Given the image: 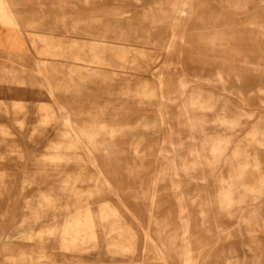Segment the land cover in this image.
I'll return each mask as SVG.
<instances>
[{
    "label": "rangeland",
    "instance_id": "rangeland-1",
    "mask_svg": "<svg viewBox=\"0 0 264 264\" xmlns=\"http://www.w3.org/2000/svg\"><path fill=\"white\" fill-rule=\"evenodd\" d=\"M172 1L12 0L21 25L15 44L8 39L10 28L0 24V264L21 252L30 256L29 264H162L153 259L146 236L148 231L156 237L157 225L173 243L170 264H185V244L192 250L189 264H212L214 254L230 245L242 249L238 260L247 264L252 254L245 244L253 238L261 243L264 262V186L256 198L237 195L229 210L218 197L221 178L234 173L245 154L264 162V144L251 137L264 121V0H201L195 15L182 16L183 39L171 36ZM215 31L226 35L213 42ZM37 34L61 44L77 39L144 47L145 67L151 65L139 74L129 64L131 53L120 68L43 57V43H33ZM147 34L160 42L152 45ZM45 59L52 72L60 71L51 77L54 94L39 74ZM78 66V76L88 78L62 87L68 67ZM144 81L155 96L141 99ZM168 91L171 101L161 98ZM192 91L207 104L195 112L203 121L198 128L180 116ZM14 103L27 109L13 113ZM43 106L51 108L49 122L37 118ZM89 112L107 126L99 141L110 160L111 186L93 163L102 154L53 147L69 140L67 115L75 126ZM209 138L225 140L222 154L202 147ZM59 155L65 159H49ZM184 162L195 164L185 169ZM247 175L258 171L251 168ZM66 180L84 193L79 203L63 191ZM85 204L96 214L103 206L115 213L98 228L99 239L77 252L81 258L69 260L60 248L64 223ZM40 255L44 260L38 262Z\"/></svg>",
    "mask_w": 264,
    "mask_h": 264
},
{
    "label": "bare ground",
    "instance_id": "bare-ground-1",
    "mask_svg": "<svg viewBox=\"0 0 264 264\" xmlns=\"http://www.w3.org/2000/svg\"><path fill=\"white\" fill-rule=\"evenodd\" d=\"M201 0H174L170 2L171 10L175 14L173 16V24H172V34L171 36L178 37L179 39H183L186 34V26L185 24L180 25V21L182 20V16H190L191 14L195 15L197 4ZM198 18V16H196ZM0 24L2 26L10 28L9 31V40L14 44L18 41L17 33L21 31V25L19 23V19L15 10L13 9L12 0H0ZM180 29V30H179ZM216 33L213 35V42L216 41V38H221L225 36L226 33L222 31H215ZM88 36L91 35L90 32L87 33ZM152 34H147L149 39L151 40L152 45L158 44V41L151 36ZM207 36H202V40L207 44L205 40ZM215 37V38H214ZM211 38V37H210ZM35 39L39 40L43 43L42 49L39 51V54L43 57H52L58 58L60 60L65 61H74L80 67L84 64H96L97 66H108V67H122L121 61H127L129 54L130 56L129 64L134 66H138V73L146 74L148 72L149 65L147 63V53L142 49L144 47H137V46H121L117 45V47H111L109 44L98 46L97 44H89L84 41H80L77 39L66 41V43L56 42L55 39L52 37H47L45 35L37 34L36 37L33 39V43H35ZM212 39H208V46ZM116 48L118 51L117 53L113 52V49ZM88 54L90 57L88 58ZM119 61H115V59ZM44 62L39 67V74L42 75L50 85V91L53 93L55 88L52 83L51 77L55 74V78L60 73L59 69L52 72L50 67L47 66L46 59L43 60ZM141 65V66H140ZM144 65V66H143ZM187 68V64H185ZM70 68L68 67V71L63 74L61 78L62 87L66 86H76L83 82V79L87 77H80L78 74L82 73L80 71V67ZM66 67V66H63ZM62 67V68H63ZM146 68V71L143 68ZM189 68V67H188ZM56 69V68H54ZM151 70V69H150ZM149 70V71H150ZM154 73V72H153ZM152 75L156 76V73ZM77 74V75H76ZM219 78L222 79V76L219 74ZM58 80V79H57ZM66 85V86H65ZM159 85L161 89L164 86V82L162 79L159 80ZM186 85L185 81H180V86L184 87ZM67 88L66 90H68ZM0 90L1 87H0ZM1 92V91H0ZM173 92L168 91L167 96L162 94L161 98H167L169 101L172 100L171 94ZM54 94V93H53ZM139 96L141 99L151 98L155 96L154 88L149 84L148 81H144L141 85ZM186 105L182 108V112L180 116H185L189 119L191 128H198L201 126L202 119L200 117H196L195 112L197 110H204L206 109V103L203 99H200L199 93L197 91H192L187 98ZM226 105V104H225ZM60 109H65L62 104L59 105ZM26 105L22 103H14L12 105V112L16 113V110H26ZM7 111V110H6ZM51 108L48 106H43L38 108V120L40 121H50L51 118ZM99 119H101L97 114L94 113H87V115L82 120L80 125H73L70 117L67 115L63 125L67 128L65 130V136L69 139L66 141L64 145L57 144L54 145V148H78L82 147L90 153L96 151L100 154V158H94L93 163L97 167V171L99 173V177L103 178L104 181L111 186V181L109 180V166L110 160L107 157V153L100 150V141L99 137L102 133L107 131V126L105 123H100ZM222 121H226L224 116ZM252 139L260 140L262 145L264 144V121H261L260 124L255 125L251 133ZM73 139V140H71ZM224 141L223 139H214L209 138L203 144L202 147L204 149L208 148L211 153L213 154H222L224 149ZM196 151L191 150V154L195 155ZM238 153V152H237ZM50 160H61L65 159L62 156H54L49 158ZM241 160V159H240ZM101 163V164H100ZM264 162L259 157H253L250 159L249 155L245 154L242 158V161L239 162V166L235 168L234 173L229 174L228 177H222V187L218 192V197L220 198V207L229 210L235 203L237 199V195L240 197L250 196L251 198H256L262 193V186H264V174L261 173V166ZM185 164V169L191 168L195 163ZM105 168H104V167ZM253 169L258 171V175H254L253 177H248L247 171L249 169ZM172 169L176 171L177 165L175 162H172ZM250 179V180H249ZM236 181H240L239 186L240 188H236ZM69 181L63 182V191L68 192L72 196V200L76 202H80L82 198L85 196L80 189L71 187ZM88 195H93L94 191L87 192ZM119 197V196H118ZM119 199H121L119 197ZM41 209V207L37 208V212ZM114 211V212H113ZM111 213H115V210L112 209L110 206H103L100 207L99 212L94 211V209L89 205H77L74 209V212H71L70 217L65 220L64 227H63V234L65 237H61L60 241V248L64 249L65 251L69 252V255H65L66 259H79L77 252L84 251V246L92 241H96L99 239V232L98 228L104 225V220H108L111 217ZM100 220V221H98ZM156 222V221H155ZM157 224V222H156ZM159 230L156 233V237L150 235L147 231L146 236L149 243L152 245L153 251V259L162 261V264H170L169 263V256L173 251L174 247L173 243L170 240H166L163 237V233L159 225H157ZM69 236V237H67ZM247 252L252 254L251 262L247 264H264L263 262V252L261 249V243L256 240L255 238L251 239V241L245 244ZM120 248V247H119ZM123 249V248H122ZM245 250V249H243ZM184 256H185V264H189V258L191 249L189 248L188 244L184 245L183 248ZM242 251L241 248L236 247L235 245L227 246L225 249L221 250L220 252H216L214 254V261L212 264H240L238 260L239 253ZM80 254V253H79ZM151 258V257H149ZM10 260L9 264H29L30 256L26 252H21L17 254V256L9 257ZM38 262L44 260V256L40 255L36 259ZM55 264V263H53ZM149 264V263H148Z\"/></svg>",
    "mask_w": 264,
    "mask_h": 264
}]
</instances>
